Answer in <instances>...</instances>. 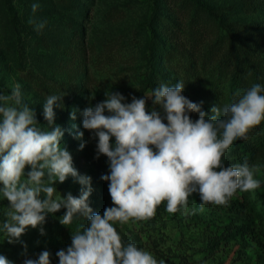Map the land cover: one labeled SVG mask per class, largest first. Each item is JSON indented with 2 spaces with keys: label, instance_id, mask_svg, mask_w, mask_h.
I'll return each instance as SVG.
<instances>
[{
  "label": "rangeland",
  "instance_id": "374dc122",
  "mask_svg": "<svg viewBox=\"0 0 264 264\" xmlns=\"http://www.w3.org/2000/svg\"><path fill=\"white\" fill-rule=\"evenodd\" d=\"M248 1L255 4L253 10L242 6ZM34 2L40 4L35 14L31 9ZM158 3L150 23L151 0H0V92L8 94L20 84L23 101L35 108L44 129L48 128L42 116L46 97L63 95V106L54 107L55 123L63 130L61 147L71 152L78 172L91 177L93 191L88 203L93 212L103 214L112 201L109 182L101 179L109 172L108 160L104 155L94 158L97 139L82 127L84 108L103 101L110 91L120 92L125 102H131L133 95L150 97L160 84L174 86L179 81L185 83L183 95L192 102L203 101L205 112L230 104L237 92L255 84L251 71L241 85L231 84L233 66L225 57L236 37L242 38L243 46L237 56H231L239 61L245 54L264 80V0ZM202 6L222 15V25ZM30 18L46 21L45 27L37 32L28 22ZM150 70L148 85L145 78ZM147 103L151 107L150 99ZM73 111L75 119L70 116ZM77 131L87 141L83 149L79 148L82 141L74 138ZM247 155L250 165H260L255 178L261 186L251 192L238 191L246 198H238L241 205L206 204L203 212L185 216L169 214L164 202L152 219L114 224L123 242L135 243L165 264H264V151ZM55 187L56 196L79 195L80 185L71 176ZM188 207H200L197 193L189 197ZM7 210V201L0 198V254L13 264L34 259L35 248L56 242L61 235L71 242V231L88 224L83 217L74 218L71 225L61 224L62 208L9 244L3 230ZM40 227L45 230L43 235Z\"/></svg>",
  "mask_w": 264,
  "mask_h": 264
},
{
  "label": "clouds",
  "instance_id": "9594fccd",
  "mask_svg": "<svg viewBox=\"0 0 264 264\" xmlns=\"http://www.w3.org/2000/svg\"><path fill=\"white\" fill-rule=\"evenodd\" d=\"M39 8L38 2L31 5L33 14ZM28 22L37 32L46 25L34 18ZM184 88L182 81L174 86L162 83L150 97L133 95L131 102L110 91L103 101L82 110L83 129L97 139L94 158L104 155L108 160L109 172L101 179L109 182L112 206L103 214L93 212L88 203L91 177L79 173L71 152L61 147L63 130L55 123L54 107L63 106V95L46 97L44 129L35 108L23 101L20 84L8 94L0 92V198L8 205L3 223L7 242L19 241L27 228L43 225L48 214L63 208L61 224L71 225L77 217L88 224L71 231V244L56 252L58 264H165L135 243L125 244L114 224L152 219L164 202L169 214L193 215L203 212L206 204L227 205L237 190L258 189L261 181L255 176L260 165H250L246 158L241 164L225 165L223 156L264 122V87L253 84L237 92L234 102L213 106L209 112L202 110L203 101L192 102L183 95ZM190 113H198V118L193 120ZM70 116L75 119V111ZM83 136L82 131L74 136L82 141L80 149L87 143ZM69 176L80 185L79 195L56 196V183ZM194 193L200 207L189 209ZM39 231L45 233L43 227ZM0 264L13 262L0 254ZM23 264H51L50 253L42 251Z\"/></svg>",
  "mask_w": 264,
  "mask_h": 264
},
{
  "label": "trees",
  "instance_id": "16d2710c",
  "mask_svg": "<svg viewBox=\"0 0 264 264\" xmlns=\"http://www.w3.org/2000/svg\"><path fill=\"white\" fill-rule=\"evenodd\" d=\"M152 1V7H151V19L150 23L153 21V18L157 15V10L159 9V3L158 0H151ZM244 8H247L248 10H253L255 8V4L253 2H245L241 3ZM203 7V6H202ZM204 11L211 17L218 19V23L220 22L221 25L224 21V17L222 15L214 14V12L207 7H203ZM150 25V30L152 32L153 37V28ZM243 46V40L242 38L238 39L236 37L232 42L231 45L228 46L226 49L227 56L225 57V60L228 62L229 65L233 66V70L230 74V81L232 85H241L242 80L247 81V72L251 71V74L254 77L255 84H260L262 87H264V80L259 76V70L257 66L252 62V60L249 57H246L245 54H243L242 60H237L233 58L231 55L237 56L238 49ZM233 50V51H232ZM148 58L151 60L152 57V45L150 44L148 48ZM231 51V52H230ZM230 52V55H228ZM245 73V76H242V74ZM152 76V71L148 73V75L145 78V81L150 84V78ZM193 120L198 118V116H192L190 115ZM252 151H264V122H261L260 125L253 127L249 133H248V139H238L236 140L230 148L225 152L223 156V163L225 165H237L243 163L245 158L249 162V156L247 155V152ZM238 191L234 195L236 199L231 198L229 201V204L232 205V207H238V205H241L242 203L238 200L239 197H242L243 201H245V196L238 195ZM71 244L70 238L65 235H61L56 242L48 243V244H42L35 248L32 252L33 258H38V255L42 252L47 250L50 253V260L52 263H58V257L56 256V252L65 249L67 246Z\"/></svg>",
  "mask_w": 264,
  "mask_h": 264
}]
</instances>
